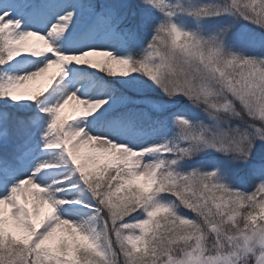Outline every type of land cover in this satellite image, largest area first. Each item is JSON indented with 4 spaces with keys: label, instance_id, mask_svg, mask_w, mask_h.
<instances>
[{
    "label": "snow or ice",
    "instance_id": "1",
    "mask_svg": "<svg viewBox=\"0 0 264 264\" xmlns=\"http://www.w3.org/2000/svg\"><path fill=\"white\" fill-rule=\"evenodd\" d=\"M0 264H264V0H0Z\"/></svg>",
    "mask_w": 264,
    "mask_h": 264
},
{
    "label": "rangeland",
    "instance_id": "2",
    "mask_svg": "<svg viewBox=\"0 0 264 264\" xmlns=\"http://www.w3.org/2000/svg\"><path fill=\"white\" fill-rule=\"evenodd\" d=\"M40 86H41V82H36V83H33V84L29 85V87L32 88V89L38 88ZM65 112L67 114L68 112H70V109H66Z\"/></svg>",
    "mask_w": 264,
    "mask_h": 264
},
{
    "label": "trees",
    "instance_id": "3",
    "mask_svg": "<svg viewBox=\"0 0 264 264\" xmlns=\"http://www.w3.org/2000/svg\"><path fill=\"white\" fill-rule=\"evenodd\" d=\"M184 214L185 215H188V216H191L192 215L190 212H187V211H185Z\"/></svg>",
    "mask_w": 264,
    "mask_h": 264
}]
</instances>
